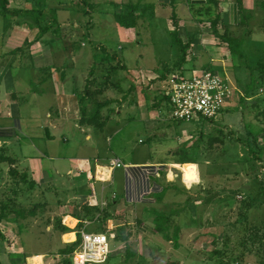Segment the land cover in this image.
I'll use <instances>...</instances> for the list:
<instances>
[{
    "label": "crops",
    "instance_id": "crops-1",
    "mask_svg": "<svg viewBox=\"0 0 264 264\" xmlns=\"http://www.w3.org/2000/svg\"><path fill=\"white\" fill-rule=\"evenodd\" d=\"M127 1L139 3L136 12L141 13L135 27L116 20L119 39L138 43L132 47L137 63L131 67L116 52L101 50L100 58L94 60L98 51L92 52L90 63L78 67L85 35L76 36L75 43L69 39L77 47L73 51L66 42L73 33L55 31L71 28L61 21L60 9L76 11L73 0H55L57 5L32 0L38 15L42 13L39 24L16 20L23 10L19 6L10 17L0 11V147L15 159L13 167L33 182H14L15 188L11 183L4 188L7 194L2 192L0 201L7 200L11 189L17 211L6 210L0 219L5 235L0 264H79L69 247L81 239L82 230L103 231L107 226L114 227L117 238L108 260L98 264H142L149 247L162 250L153 214L167 213L162 207L172 198L179 200L200 185L202 166L194 154L202 153L210 166V158L224 147L217 144L201 152V135L196 138L187 123L192 121L171 119L160 82L172 72L193 75L214 69L235 86L233 96L249 101L264 94V59H253L264 54V0H243V8L238 0ZM47 12H53L52 22L44 20ZM28 26L35 33L40 27L48 31L38 36L31 53H22L18 37ZM158 30L170 35L165 39L170 51H153L152 59L144 61L136 48L155 45ZM244 32L243 46L251 44L241 59L221 35L238 39ZM60 41L66 45L63 54L53 47ZM243 66L259 70L262 84L256 91L232 78ZM233 102L221 113L226 119L221 124L234 127L238 122ZM112 160L121 165L112 166ZM0 165V171L12 166ZM188 165L196 166V178L187 177ZM101 166L108 169L105 178L97 176ZM135 222L137 227L132 226Z\"/></svg>",
    "mask_w": 264,
    "mask_h": 264
},
{
    "label": "rangeland",
    "instance_id": "rangeland-1",
    "mask_svg": "<svg viewBox=\"0 0 264 264\" xmlns=\"http://www.w3.org/2000/svg\"><path fill=\"white\" fill-rule=\"evenodd\" d=\"M45 1L57 5L55 0ZM96 1L99 3V8L94 4ZM110 1L121 0H94L90 2L92 6L82 5L79 0H73L76 11L71 7L73 12L70 13L60 9L61 21L71 23V28L68 30L65 27L55 28V31L64 35H68L69 31L73 33L74 37L66 38L68 46L71 44L70 40L74 39V43L79 40L75 39L76 36H81L82 33L85 35L82 36L85 46H80L77 52L78 57L83 59L78 62V67L83 68L86 62L90 63L91 53L96 51L98 53H95L94 60L100 58L102 52L109 51V53L116 52L128 66L137 63L132 50L134 45L132 38H127L126 42L119 39L120 33L114 11H120L122 2L116 7ZM127 2L126 0L124 3ZM17 6L23 10L16 20L33 22L31 15L27 13L28 10L36 11L32 0H9L8 7L11 10H15ZM52 13L44 14V20L52 22L54 19ZM34 31L33 27L28 26L22 29L23 33H19L18 40L22 53L32 52V45L38 39L40 32L39 29L37 33ZM169 37L170 35L165 34L164 31L158 30L156 37L158 41L154 43L155 45H141L135 52H139V55L143 54L144 61L148 57L149 60L152 59L153 51L167 55L170 50L165 39ZM142 38L140 41L144 40V37ZM244 40L246 41L245 38ZM250 44L251 42H247L242 47L244 52ZM71 45L75 51L77 47L73 43ZM119 45L122 48L118 49ZM53 47L55 52L61 51L63 54L66 48L65 41H60L59 45ZM253 59L261 61L264 59V54L259 57L254 56ZM246 63L247 61L244 65ZM110 67L111 65L108 68ZM240 69L238 68L235 74H231L232 78L240 80L247 89L256 91L259 84H262L257 80L260 75L259 70L253 72L245 66ZM259 95L261 97H254L249 101L242 95L232 97V102L235 100L231 106V110L235 112L232 115L238 117L234 127L221 124L226 120L224 114L212 119L202 118L199 121L187 122L191 125V129L195 130L192 134H196V138L201 135L199 139L201 152L217 144L219 147L220 144H224V147H220V152L210 158L212 161L210 166L205 164L206 158L202 153L199 154L197 151L194 154L202 166L203 175L200 185L184 194V197L180 196V201L172 198L168 206L162 207L163 212H167L165 214H169L171 220L167 233L170 238L158 234L156 241L162 250L156 252L147 246L148 250L145 258L142 257V264H264V94ZM186 170L188 178H196L195 165L186 166ZM209 170H211L210 174ZM15 180L8 171L4 169L0 171V197L4 188L13 184ZM178 202L183 208L176 206ZM155 217L154 213L153 218ZM132 226L137 227V222ZM178 228L180 245L175 247L172 238L178 232Z\"/></svg>",
    "mask_w": 264,
    "mask_h": 264
},
{
    "label": "built area",
    "instance_id": "built-area-1",
    "mask_svg": "<svg viewBox=\"0 0 264 264\" xmlns=\"http://www.w3.org/2000/svg\"><path fill=\"white\" fill-rule=\"evenodd\" d=\"M159 89L169 103V113L177 121H199L215 118L231 101L235 86L230 80L212 69H203L193 75L173 72L162 80ZM112 166H120L119 160H112ZM108 169L101 166L97 176L105 178ZM107 226L103 231H81V241L74 250L73 260L79 264L106 262L112 252V242L117 233Z\"/></svg>",
    "mask_w": 264,
    "mask_h": 264
},
{
    "label": "trees",
    "instance_id": "trees-1",
    "mask_svg": "<svg viewBox=\"0 0 264 264\" xmlns=\"http://www.w3.org/2000/svg\"><path fill=\"white\" fill-rule=\"evenodd\" d=\"M214 3H218L217 0H210ZM240 3V6L243 8V0H238ZM80 4L82 5H88V6H92V4H90L89 0H79ZM111 2V1H110ZM115 3V2H114ZM124 3V2H123ZM120 5L121 9L118 12H115V16H116V20L123 26L126 27H135L136 24L138 23V19L141 15V13H137V9L139 8V3H134L133 1H128L127 4H123ZM9 0H0V11L5 13L6 17H10L12 14H15V12L13 10H11L9 7ZM119 4L116 3V7H118ZM142 10H144V7L141 8ZM88 11V10H87ZM28 14L31 15L33 22L32 23H36L39 24V18L42 16V13L40 12V14L38 15V11H34V10H28L27 11ZM38 15V16H37ZM39 35L41 36L43 35L45 32L48 31V28H44V27H40L39 28ZM246 33H242L241 36L238 39H233L230 38L228 36H223L221 35V37L226 40L227 42H229V46L230 48L236 53L238 54V56L241 59H244L246 57V54L243 50V42H244V38H245ZM124 67V65H123ZM113 68V66H112ZM260 68L264 69V63L260 64ZM249 133H251V131H249ZM255 141V139H254ZM4 150H6L5 148L1 147L0 148V163L2 162H9L10 164H12L11 168L8 170V174L10 176L13 177V179L15 180V183H17V185H19L21 182L24 183H29V186H31L33 184L32 180H29L28 174L25 172H20L16 167H13V163H15V159H13L10 156L5 155ZM14 184V183H13ZM12 184V188H15ZM11 190V189H10ZM10 190L8 189V195H7V200H1L0 201V209H1V213H0V219L3 216V213L5 214L6 210L11 211V210H16V202H14V198L16 197H11L10 194ZM16 191V189L14 190ZM4 194H7V191H4ZM14 199V200H13ZM13 202V203H12ZM156 217L154 219L155 223H156V230L159 231L165 238H170L168 233V229L169 226L171 225L170 222V217L168 215L162 214L160 212H156ZM180 229L178 228V232L174 234L172 241H174V246L175 247H179L180 245V233H179ZM264 234V232H263ZM5 239V235L3 234V232L0 229V240H4ZM81 239H78L77 242H74L70 247H69V251H71V253L73 254L74 250L76 249V247L79 245Z\"/></svg>",
    "mask_w": 264,
    "mask_h": 264
},
{
    "label": "bare ground",
    "instance_id": "bare-ground-1",
    "mask_svg": "<svg viewBox=\"0 0 264 264\" xmlns=\"http://www.w3.org/2000/svg\"><path fill=\"white\" fill-rule=\"evenodd\" d=\"M186 183V182H185ZM193 183V182H192Z\"/></svg>",
    "mask_w": 264,
    "mask_h": 264
}]
</instances>
